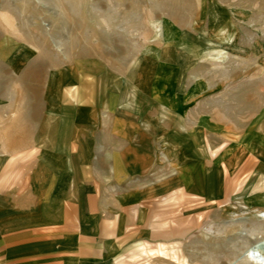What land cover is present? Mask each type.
<instances>
[{
  "label": "rangeland",
  "instance_id": "obj_1",
  "mask_svg": "<svg viewBox=\"0 0 264 264\" xmlns=\"http://www.w3.org/2000/svg\"><path fill=\"white\" fill-rule=\"evenodd\" d=\"M64 107L136 214L102 264H264V0H0V139Z\"/></svg>",
  "mask_w": 264,
  "mask_h": 264
},
{
  "label": "crops",
  "instance_id": "obj_2",
  "mask_svg": "<svg viewBox=\"0 0 264 264\" xmlns=\"http://www.w3.org/2000/svg\"><path fill=\"white\" fill-rule=\"evenodd\" d=\"M76 108V115L97 110ZM62 109L48 125L52 136L28 142L26 154L19 137L0 139V264H102L133 238V215L111 180L120 150L80 139L93 124Z\"/></svg>",
  "mask_w": 264,
  "mask_h": 264
},
{
  "label": "bare ground",
  "instance_id": "obj_3",
  "mask_svg": "<svg viewBox=\"0 0 264 264\" xmlns=\"http://www.w3.org/2000/svg\"><path fill=\"white\" fill-rule=\"evenodd\" d=\"M257 247L259 248L260 252L264 253V244L262 242L258 243Z\"/></svg>",
  "mask_w": 264,
  "mask_h": 264
}]
</instances>
